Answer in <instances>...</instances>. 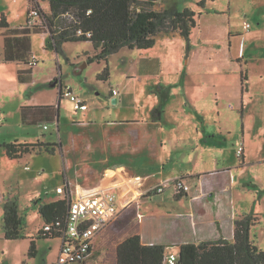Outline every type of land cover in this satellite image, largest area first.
I'll use <instances>...</instances> for the list:
<instances>
[{"label":"rangeland","instance_id":"rangeland-1","mask_svg":"<svg viewBox=\"0 0 264 264\" xmlns=\"http://www.w3.org/2000/svg\"><path fill=\"white\" fill-rule=\"evenodd\" d=\"M29 1L0 0V17L5 14L12 26L24 25L29 16ZM200 1L155 0L152 5L155 9L176 5L180 9L189 7L195 10L198 23L192 29L189 42L179 33L158 35L155 45L151 48L140 50L124 47L111 54L108 61L88 62L89 56L95 53L93 42L90 40L65 42L62 46L63 51L58 53L51 45L50 32H33L31 53L27 59L29 60L31 56L37 61L32 68V82H21L19 78V70L30 68L29 64L5 60L4 36L0 30V264L57 262L60 253L58 246L61 241L59 237L38 239L39 252L36 256L28 255L31 244L29 237L20 240L4 237V200L8 197L18 200L21 214L25 217L26 231L29 236L37 238L44 222L38 206L41 203L52 202L60 196L57 184L67 187L65 173L69 165L66 150L62 153L56 148L51 152L49 146L47 147L49 151H45L46 146H43L41 153L36 151L24 155L23 158L10 159L1 143L15 142L16 139L31 141L40 138L50 142L60 139L61 145L62 143L65 145V134L73 122L87 121L91 116H95L93 111L96 109L92 107L95 103L91 98H103L117 88L121 91V96L124 94L138 96L144 106L148 101L153 102L152 98L158 97L160 101L162 94L170 93L171 98L167 105L169 108L172 102L170 110L183 107L190 99L202 109L203 99V104H207L208 109L205 111L207 123H211L215 129L221 125L229 127V131L232 132L230 136L233 144H229V151L219 155L218 161L213 163H218L219 159L225 157V161H221L219 165H239L243 155L239 156L238 146L242 144L243 128L237 106L240 105L242 93L243 69L249 70L250 94L253 98L245 96L247 106L243 120L247 127L249 159L244 167L235 168L237 176L235 209L239 213L246 211L258 218V222L251 227L250 234L256 240V244L264 250V0H208L210 5L208 9L200 6ZM38 2L44 10L49 8V0ZM247 22L251 24L249 29L245 27ZM257 29L260 31L253 34ZM241 59L247 63H241ZM85 62L88 65L81 72H76V69ZM107 65L110 77L106 80L99 78V74ZM59 78L64 93L60 101V82L53 84ZM70 88L72 94L69 93ZM81 93L90 98L89 110L76 107L72 95L80 96ZM216 94L219 97L217 101ZM104 100L113 102L111 99ZM58 101L59 131L58 124L54 121L23 122V105H58ZM230 103L235 104V110L230 108ZM45 125H48V128H45ZM165 136L173 143L181 142L167 131ZM178 136L188 138L189 134L184 136L182 133H175L174 137ZM169 141L168 145L173 144ZM26 163L30 165L28 174L24 173ZM35 173L40 175L41 179H34ZM212 178L213 176L209 177L208 181ZM172 181L167 183L176 191V185ZM171 189L152 197L144 195L143 198L146 200H142V210L151 212L157 208V211H162L161 208H165L163 206L165 204L159 205L156 201L162 196L167 198L166 195L173 191ZM151 191L155 193V187ZM35 199H39L38 205L34 203ZM181 201L183 205L188 204L186 197L181 196ZM220 203L221 200L217 199L216 206H220ZM131 204L104 229L97 240L98 253L85 264H117L116 247L119 242L132 235L136 229H144L147 232L144 234L151 236L155 235L154 231L157 228L164 226V221H156L152 216L139 221L134 213L136 211L134 201ZM177 205L182 206L181 203ZM177 247L178 245L175 246L176 250ZM173 250H168V253Z\"/></svg>","mask_w":264,"mask_h":264},{"label":"crops","instance_id":"crops-1","mask_svg":"<svg viewBox=\"0 0 264 264\" xmlns=\"http://www.w3.org/2000/svg\"><path fill=\"white\" fill-rule=\"evenodd\" d=\"M29 2L31 5V0ZM208 2L206 0L205 5L202 7L205 9L210 8ZM49 9L50 7L44 11L49 12ZM214 10L219 11L220 9ZM220 11L224 12V10ZM7 21V26H0L1 34L4 36L5 53L8 51L12 59L19 57L17 60L7 61H18L20 64L26 65L27 63L21 57L24 52L31 51L32 33H49V31L40 32L33 30L28 33H22L19 27L23 25L12 26L8 18ZM33 21L39 22V19L34 18ZM254 31L255 33L253 34H256L260 29ZM25 58L27 59V56ZM240 62L247 63L243 62L242 59ZM27 69L25 67L20 70ZM32 74L33 69L31 79L28 81L22 80H26L25 77L30 75L27 76L25 74L22 77L19 75V78L21 82H32ZM249 77V70L245 71L243 69L241 71L242 93L240 95V105L237 107H239L242 117L243 139L241 142L244 143L245 149L239 165H219L221 161H225V157L219 159L218 163H213L218 161L219 155L229 151V144H233V139L230 136L232 132L229 131V127L221 125L215 129L211 123H207L205 111H208V109L206 108L207 104H203L204 100L202 99V107H204L202 109H199L190 99L183 107L177 110H170L172 102L167 108L168 100L171 98L170 93L169 95L162 94L160 101L158 97L152 98L154 101H148L144 106L141 104L142 101L137 98L138 96L131 94L121 96V91L115 88L118 90V95L111 91L110 94H106L107 96L103 97L112 101L113 98H116L117 102L115 103H109L103 98H91V101L95 103L92 106L96 109L93 111L95 116H91L90 120L87 121L73 122L65 134V145L63 143L61 145L60 139L54 142L40 138L38 140L32 139L31 141L16 139L15 142L35 143L39 141L52 144L55 149H59L62 153L66 150L69 160L67 172L65 173L67 176V187L57 184L56 188H63L66 195L69 194L71 199L90 196V194L100 193L103 190H110L117 194V204L120 213L124 211V208H129L134 201L136 209L134 213L139 221L145 220L149 216L154 217L156 221H164V226L154 231L155 235H145L147 232L144 229L135 230L133 234L139 233L143 243L163 244L167 247V253L168 250L174 249L171 253L178 254L180 245L183 243H198L203 240L219 238L232 241L234 239L235 220L247 213L246 211L239 213L235 209L237 178L235 168L244 167L249 159L247 158V127L245 126V120H243L245 119L247 106L245 96L253 98L250 94ZM53 84L55 85V83ZM243 87H246L244 91ZM79 95L88 104L87 109L89 110L91 105L88 103V95L83 93ZM218 98L216 94L215 101ZM60 99H62V96L59 92V101ZM59 101L58 105L41 104L52 105L57 108L58 112L54 122L58 124V131L60 130ZM25 106L40 105H23L22 115L25 111ZM159 106L163 108L161 119L153 120V109ZM229 106L234 110L236 109L233 103H230ZM139 108L142 109L139 110ZM34 109L33 111H35ZM166 131L173 138L180 139L181 142L173 143L166 139ZM177 132L182 133L184 136L189 134V136L188 138L174 137ZM167 141L173 144L168 145ZM237 144L235 143L234 145L237 146ZM166 149H168V152H166ZM167 166H169L168 169H166ZM29 167L30 165L26 163V171L24 173H29L27 172ZM34 176V179H41L40 175H36V173ZM211 176L213 178L208 181ZM179 177H182L191 186L190 191L182 192V196L186 197L188 201L187 205H183L181 196L177 195L174 187L167 183ZM160 184L165 185L161 192L162 194L166 192V189L172 188L174 191L168 193L166 195L167 198L162 196L156 201V204H165L163 205L165 208L162 207V211H157V208H154L151 212H144L142 210V200H146V198H143V196L160 195V193L156 192L151 195L148 194L149 191ZM217 199L221 200L220 206H216ZM178 203H181L182 206L177 205ZM225 206L227 210H225ZM103 231L95 236L91 255L84 264L94 254L98 253L96 244ZM57 237L61 238V236ZM60 240L58 252H60L62 247V238ZM176 245H178L177 250L175 248ZM38 249L39 246H37L36 255L39 252ZM15 264L19 263L16 262ZM21 264H25V262Z\"/></svg>","mask_w":264,"mask_h":264},{"label":"trees","instance_id":"trees-1","mask_svg":"<svg viewBox=\"0 0 264 264\" xmlns=\"http://www.w3.org/2000/svg\"><path fill=\"white\" fill-rule=\"evenodd\" d=\"M155 0H49V12L44 11L38 0H31L29 16L25 25L19 27L22 33L35 31H49L51 45L56 51H63V43L68 41L93 42L95 53L89 56L88 62L95 60L108 61L109 56L124 47L148 49L155 45L158 35L181 34L188 42L192 29L197 26V12L192 8L180 9L176 5L163 9L152 7ZM206 0H201L199 5L204 6ZM35 7L39 8V17L30 14ZM38 18L39 22L33 21ZM37 20V19H36ZM6 15L0 17V26H7ZM81 30V32H79ZM30 50L24 52L23 59L31 67L20 70L19 75L31 79L32 68L36 59L30 56ZM27 56V59L25 58ZM12 59L6 51L5 60ZM110 69L107 65L99 78L108 79ZM244 80V76H243ZM246 87H243V91ZM71 90V89H70ZM63 97V91L60 92ZM23 121L35 123L55 121L57 108L52 105L25 106ZM35 108V109H34ZM33 109L35 111H33ZM163 108L153 110V120H160ZM31 121V122H30ZM48 128V125H45ZM5 153L10 158H21L26 153L54 152L55 147L47 143H17L3 142ZM38 146V148H37ZM51 146L49 149L47 147ZM182 178V177H181ZM148 194H153L149 191ZM60 197L52 202L39 204V199L34 203L39 204L38 211L44 219V225L53 224L54 229L45 231L41 227L40 236H29L26 231L25 217L21 214L16 198L8 197L4 202L3 228L6 239L16 240L30 238L29 255L37 253V239L54 238L60 236L56 230L57 221H65L69 206V194L59 192ZM177 195L182 196V192ZM258 222V218L251 213L243 214L235 220L234 239L219 238L203 240L198 243L188 242L180 245L175 264H264V250L251 237L250 230ZM43 225V226H44ZM65 228V225H61ZM166 246L163 244L143 243L139 233L132 234L120 242L116 248L117 264H170L167 261ZM83 264V263H82Z\"/></svg>","mask_w":264,"mask_h":264},{"label":"built area","instance_id":"built-area-1","mask_svg":"<svg viewBox=\"0 0 264 264\" xmlns=\"http://www.w3.org/2000/svg\"><path fill=\"white\" fill-rule=\"evenodd\" d=\"M30 14L39 17V8H33ZM245 27L249 29L251 24L247 22ZM69 93L72 94V91L70 90ZM113 93H118V90L113 89ZM72 98L76 101L77 108H88V104L80 96L73 94ZM244 149V143L238 146L239 156L243 155ZM172 182L176 185L177 193L191 190V186L183 178L174 179ZM164 187V184L157 185L156 193H161ZM57 191L65 192L63 188H58ZM119 213L117 194L110 190H103L100 193L76 199L69 197L66 220L55 223L56 230L60 231L62 238V247L55 264H84L91 255L95 236L114 221ZM61 225H65V228H61ZM43 228L45 231H50L54 229V225L46 224ZM177 257V254L171 253L167 255L166 259L168 263L175 264Z\"/></svg>","mask_w":264,"mask_h":264},{"label":"water","instance_id":"water-1","mask_svg":"<svg viewBox=\"0 0 264 264\" xmlns=\"http://www.w3.org/2000/svg\"><path fill=\"white\" fill-rule=\"evenodd\" d=\"M87 65V62L84 63V65L82 66H79L77 69H76V72H81L82 69ZM60 82V87H59V91L62 92V81L61 80H56L54 83H58ZM117 102V99L116 98H113V103Z\"/></svg>","mask_w":264,"mask_h":264}]
</instances>
